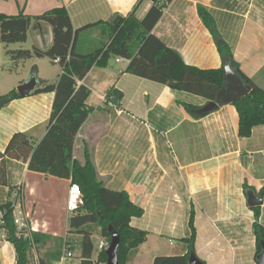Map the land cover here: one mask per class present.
I'll return each instance as SVG.
<instances>
[{
  "label": "crops",
  "instance_id": "crops-1",
  "mask_svg": "<svg viewBox=\"0 0 264 264\" xmlns=\"http://www.w3.org/2000/svg\"><path fill=\"white\" fill-rule=\"evenodd\" d=\"M137 2L0 0V13L34 17L65 6L73 27L78 28L117 15L125 17ZM151 5L149 0L142 1L136 17L142 18ZM199 5L212 15L219 40L230 47L240 70L264 90V0H172L163 9L153 34L175 49L186 64L215 69L222 66L218 40L199 17ZM35 23L25 42L0 44V68L19 74L12 85H0V98L15 91V84L32 76L33 69L37 81L46 83H55L62 72L47 57L13 63L6 54L7 49L51 45V27L40 23L32 29ZM103 39L98 28H89L79 34L76 50H93ZM117 58L121 57L111 58L105 67L93 66L80 81L90 91L85 101L90 111L75 136L73 158L81 162L88 152L105 186L126 191L132 203L143 208L142 216L132 217L130 225L147 236L131 252L128 264H142L143 258L152 264L157 255L186 254L189 245L184 239L190 236L191 213L193 250L205 264H255V220L264 229V125L240 138L233 104L197 118L183 104L201 108L206 99L126 73L128 60ZM45 63H50L49 69ZM112 88L122 93L117 102L107 97ZM53 99V92H32L2 105L0 151L18 131L37 144L46 133ZM6 177V185H0V206L19 186L23 211L29 212L38 233L48 236L51 245L64 234L59 252L51 258L55 264L68 238L70 180L29 171L27 162L17 160L7 161ZM245 186L260 196L261 205H248ZM14 263L13 245L0 239V264Z\"/></svg>",
  "mask_w": 264,
  "mask_h": 264
},
{
  "label": "trees",
  "instance_id": "trees-1",
  "mask_svg": "<svg viewBox=\"0 0 264 264\" xmlns=\"http://www.w3.org/2000/svg\"><path fill=\"white\" fill-rule=\"evenodd\" d=\"M144 0H138L134 9L127 16H114L109 21H98L82 27L74 28L65 6L51 8L38 16H30L22 12L16 15L0 13V44L8 46L26 41L27 32L32 22L48 24L52 31V43L47 49L32 46L30 49H7L6 54L11 62L27 60L33 57H47L58 64L62 72L55 83L38 80L34 92H53L54 99L51 113L47 121V130L37 144H32L24 132H15L8 140L4 150L0 151V185H6V163L8 160L27 162L29 171L45 174L60 179H69L79 186L83 205L77 213L68 218L67 234L75 233L82 236L80 245V264H94L92 253L93 232L87 228L96 225L99 234L109 242L111 226L119 234L117 250L119 264H128L132 251L146 239L147 232L130 225L132 217H140L143 208L135 205L124 190L107 188L96 171L88 152L84 160L73 158L75 136L87 118L90 108L85 101L89 89L80 83L93 66L105 67L111 58L121 57L128 60L126 73L145 78L168 86L170 89L185 91L208 102L213 101L217 91L224 82L222 66L215 69H201L186 64L180 54L168 47L152 30L162 16L163 9L172 0H149L151 7L142 18L135 15L136 8ZM198 14L205 26L216 40L220 35L215 27L212 15L203 6H198ZM98 28L103 35L100 46L81 53L76 50L79 34L89 28ZM217 49L222 61L230 63L231 67L241 76L249 87V94L233 103L238 114L237 136L247 138L252 129L264 125V90L257 86L239 68L234 60L230 47L225 43H217ZM59 58L58 62L55 59ZM35 69L32 76H35ZM6 96L10 100L18 97L15 91ZM107 97L119 101L121 91L112 88ZM188 112L195 113L197 106L183 104ZM215 110L203 115V117ZM250 188L245 186V190ZM4 210V220L7 230L6 240L14 248L15 263L28 264V253L34 244L42 245L48 241V236L31 233L30 237H18L13 223L12 209L7 201L0 206ZM255 219L258 211L255 210ZM190 236L189 251L193 250L195 237L193 215L189 217ZM257 251L260 252L259 240L264 238V229L257 220L254 222ZM189 251L183 255H157L152 264H188ZM97 261H106L105 249L97 252ZM52 259H40L39 264H52Z\"/></svg>",
  "mask_w": 264,
  "mask_h": 264
},
{
  "label": "water",
  "instance_id": "water-1",
  "mask_svg": "<svg viewBox=\"0 0 264 264\" xmlns=\"http://www.w3.org/2000/svg\"><path fill=\"white\" fill-rule=\"evenodd\" d=\"M40 23L36 22L32 29L39 27ZM221 43V40L217 41ZM222 69L224 82L222 87L217 91L213 101L207 102L204 106L195 111L196 115H203L212 110H216L219 106L233 104L237 100L249 94V87L245 84L241 76L231 67L230 63L222 61ZM38 87V81L35 76H31L27 81L19 84L16 88V93L20 97H25L35 91ZM10 100L9 96L0 98V107ZM247 203L250 207L259 206L262 204L260 196H255L253 191L247 190ZM110 233L108 247L105 249L106 261L104 264H119L117 250L119 247V234L108 227ZM260 252L256 255V264H264V238L259 240ZM188 264H205L200 260L194 250L189 251Z\"/></svg>",
  "mask_w": 264,
  "mask_h": 264
},
{
  "label": "built area",
  "instance_id": "built-area-1",
  "mask_svg": "<svg viewBox=\"0 0 264 264\" xmlns=\"http://www.w3.org/2000/svg\"><path fill=\"white\" fill-rule=\"evenodd\" d=\"M121 58H117L116 61H120ZM59 58L55 59V62H58ZM20 187L17 186L10 195L9 202L10 208L12 209L13 223L16 229V235L18 237H30L31 233L38 232L37 225L34 224L31 220V215L29 212L23 211L21 201H20ZM83 205V201L81 198V193L79 186L75 183L69 184L68 189V198L66 202V210L68 214L76 213L79 208ZM5 212L4 210H0V239H6L7 230L5 226L4 220ZM108 247V242L105 240H100L98 242L97 248H95L98 252L104 250ZM97 255V254H96ZM95 255V256H96ZM92 256L94 260V264H100L97 261V256ZM78 261V263H77ZM81 257H77L75 251L73 249V244L66 237L63 241L61 247V253L58 260L55 264H80Z\"/></svg>",
  "mask_w": 264,
  "mask_h": 264
},
{
  "label": "rangeland",
  "instance_id": "rangeland-1",
  "mask_svg": "<svg viewBox=\"0 0 264 264\" xmlns=\"http://www.w3.org/2000/svg\"><path fill=\"white\" fill-rule=\"evenodd\" d=\"M83 39H85V38H83ZM86 41L88 42V39H86ZM9 45H11V44H9ZM24 49H29V48H24ZM113 61H114V59H113ZM45 62H47V61H45ZM48 64H50V63H45V67L47 69L50 68V65H48ZM18 75L19 74L16 73L15 70L10 71L8 68L2 69V67H1L0 68V85L1 86L12 85V83H15V81H17L19 79ZM30 77L31 76L25 78L24 82L27 81ZM15 85H16L15 86V91H16V88L19 84H15ZM8 87H10V86H8ZM73 214H68V218L70 216H72ZM87 228L93 232V235L91 237L93 245H94V250H93L92 255L95 256L98 252L95 249V248H97L98 242L102 239L106 241V239L103 238L99 234V228L96 225H89V226H87ZM63 237H64V234L61 237L54 238L52 245L49 242H46L45 244H42V245H36L33 243V245L31 246V248L29 250L31 252L30 264H39L40 259H48V258H52L53 256H56V254L59 252L60 244L62 242ZM81 238H82V236L79 234H75V233L68 234V240L73 244V249H74L75 254L78 258L80 257ZM128 261H127V263H128ZM145 261H146V259L143 258L142 264H146ZM77 263H78V261H77ZM244 264H245V262H244Z\"/></svg>",
  "mask_w": 264,
  "mask_h": 264
}]
</instances>
